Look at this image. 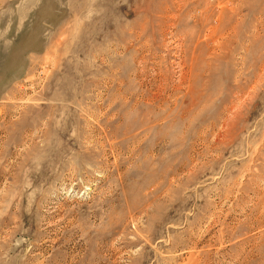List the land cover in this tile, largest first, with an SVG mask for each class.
I'll list each match as a JSON object with an SVG mask.
<instances>
[{
    "label": "rangeland",
    "instance_id": "1",
    "mask_svg": "<svg viewBox=\"0 0 264 264\" xmlns=\"http://www.w3.org/2000/svg\"><path fill=\"white\" fill-rule=\"evenodd\" d=\"M0 264H264V0H0Z\"/></svg>",
    "mask_w": 264,
    "mask_h": 264
}]
</instances>
